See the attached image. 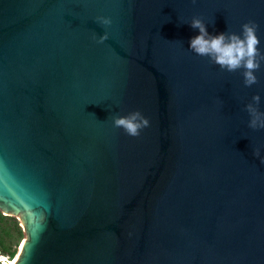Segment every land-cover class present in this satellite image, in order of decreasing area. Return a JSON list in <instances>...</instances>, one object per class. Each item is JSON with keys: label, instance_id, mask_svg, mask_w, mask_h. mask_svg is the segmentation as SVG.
<instances>
[{"label": "water", "instance_id": "obj_1", "mask_svg": "<svg viewBox=\"0 0 264 264\" xmlns=\"http://www.w3.org/2000/svg\"><path fill=\"white\" fill-rule=\"evenodd\" d=\"M193 17L211 35L255 21L264 52V0H0L13 264H264V130L245 110L258 94L264 112V62L246 87L190 51ZM135 110L138 137L113 127Z\"/></svg>", "mask_w": 264, "mask_h": 264}, {"label": "clouds", "instance_id": "obj_2", "mask_svg": "<svg viewBox=\"0 0 264 264\" xmlns=\"http://www.w3.org/2000/svg\"><path fill=\"white\" fill-rule=\"evenodd\" d=\"M97 22L104 27L112 25L111 17L99 16ZM189 25L199 30V35L190 39V51L198 56H206L210 62L218 65L227 72L242 71L243 83L251 87L259 82L256 72L260 70L264 62V52L259 48L260 39L257 35L259 25L252 20L241 25V31L236 33H219L211 35L207 31L206 24L200 18L193 17ZM108 39V32L99 36L97 43H104ZM260 95H254L252 102L245 106L249 114L248 127L253 130H264V112L259 110ZM115 128L123 129L126 135L138 137L141 131L150 126V121L141 111L135 110L127 115L112 117ZM253 155L260 157V150L254 149ZM264 162V157L261 158Z\"/></svg>", "mask_w": 264, "mask_h": 264}, {"label": "trees", "instance_id": "obj_3", "mask_svg": "<svg viewBox=\"0 0 264 264\" xmlns=\"http://www.w3.org/2000/svg\"><path fill=\"white\" fill-rule=\"evenodd\" d=\"M20 229L15 217L0 212V254L11 250V239L14 235L20 234ZM10 230L14 235L10 233Z\"/></svg>", "mask_w": 264, "mask_h": 264}, {"label": "rangeland", "instance_id": "obj_4", "mask_svg": "<svg viewBox=\"0 0 264 264\" xmlns=\"http://www.w3.org/2000/svg\"><path fill=\"white\" fill-rule=\"evenodd\" d=\"M10 233L14 235L13 231L10 230ZM24 234L20 229V234L14 235L11 239V250L9 252L1 253L0 254V264L4 262H8L9 260L13 259L18 252L19 246L23 240Z\"/></svg>", "mask_w": 264, "mask_h": 264}, {"label": "bare ground", "instance_id": "obj_5", "mask_svg": "<svg viewBox=\"0 0 264 264\" xmlns=\"http://www.w3.org/2000/svg\"><path fill=\"white\" fill-rule=\"evenodd\" d=\"M14 260H15V257L13 259L9 260L8 262H4L3 264H13Z\"/></svg>", "mask_w": 264, "mask_h": 264}]
</instances>
